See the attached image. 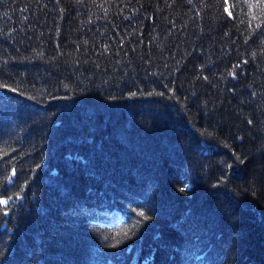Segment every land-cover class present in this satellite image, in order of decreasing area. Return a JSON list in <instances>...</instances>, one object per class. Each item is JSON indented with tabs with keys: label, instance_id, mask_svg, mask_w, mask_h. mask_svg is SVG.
<instances>
[{
	"label": "trees",
	"instance_id": "trees-1",
	"mask_svg": "<svg viewBox=\"0 0 264 264\" xmlns=\"http://www.w3.org/2000/svg\"><path fill=\"white\" fill-rule=\"evenodd\" d=\"M250 3L0 0V264H264Z\"/></svg>",
	"mask_w": 264,
	"mask_h": 264
},
{
	"label": "snow or ice",
	"instance_id": "snow-or-ice-1",
	"mask_svg": "<svg viewBox=\"0 0 264 264\" xmlns=\"http://www.w3.org/2000/svg\"><path fill=\"white\" fill-rule=\"evenodd\" d=\"M249 7L250 8H255V7H261V8H264V0H256V3H250L249 4ZM225 11H228V9L226 8ZM228 15H231V12H228ZM4 87H7L6 85H4ZM12 91H15V89H12ZM183 191V189H182ZM0 204H7V201L6 200H0ZM141 216L144 215L143 212L140 213Z\"/></svg>",
	"mask_w": 264,
	"mask_h": 264
}]
</instances>
